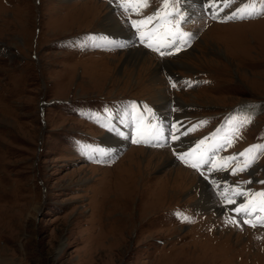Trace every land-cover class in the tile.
<instances>
[{
  "label": "rangeland",
  "instance_id": "1",
  "mask_svg": "<svg viewBox=\"0 0 264 264\" xmlns=\"http://www.w3.org/2000/svg\"><path fill=\"white\" fill-rule=\"evenodd\" d=\"M183 1L192 47L159 58L134 45L115 0H0V264H264V226L229 223L244 197L223 201L210 169L178 158L221 119L224 139L251 116L220 159L264 145V16L203 19ZM98 31L132 43L114 51ZM131 48L149 53L146 66ZM148 104L163 148L134 143L138 128L108 133L115 107L151 115ZM161 113L184 123L163 134L172 118ZM233 164L215 173L219 186L264 191V155L248 172L233 175Z\"/></svg>",
  "mask_w": 264,
  "mask_h": 264
},
{
  "label": "snow or ice",
  "instance_id": "2",
  "mask_svg": "<svg viewBox=\"0 0 264 264\" xmlns=\"http://www.w3.org/2000/svg\"><path fill=\"white\" fill-rule=\"evenodd\" d=\"M181 0H160V7L156 8L150 15H144V10L150 7V0H118L119 7L122 8L128 14V22L136 29L138 33V39L140 43L153 47V50L160 52L161 55H165L161 48H174L179 50L192 38L191 33L182 31V24L186 22L183 13L177 8V5ZM236 5L235 7H232ZM210 7L215 9L213 12V18L219 15L220 11H223L225 7H232L222 19L223 21L238 19H253L260 16H264V0H210ZM136 16L139 19H133ZM187 38V39H186ZM155 40L156 46H153L152 41ZM111 46L125 47L126 44H117L114 41L107 42ZM171 54V53H168ZM175 87V85H173ZM150 112V110H147ZM206 123V122H201ZM251 123V116H245L243 121H240L238 126L234 129L231 137H225L224 142L218 145L208 153L206 156L201 153V157L204 164H208L211 168H217L218 170H228V166L235 163V167L231 168L233 175L238 172L246 171L251 165L258 159L260 155H264V145H252L244 152L237 153L231 156L222 157V163H217L216 155L219 150H226L231 147L236 139L240 138V132L247 124ZM138 132L143 131V135L140 140H134V143H151L152 139L157 138V134L160 129L156 125H145L143 129L138 127ZM178 138V137H173ZM205 143L204 140L200 142V145ZM199 147V146H198ZM185 155H192V153L181 154L180 159L184 160ZM187 163V160H185ZM194 168H199V163H193L191 165ZM247 183H251L248 181ZM264 183V181H261ZM234 196L244 197V202L238 204L232 211H234L241 219L233 217L229 223H235L238 226L247 225L250 223V218L256 220L261 226H264V191L260 192H239L229 186ZM225 199L229 204H236L235 199H230L228 192L222 191ZM253 199H258V203L253 206ZM178 216L184 221H189L190 218L184 216L182 213H177ZM252 227H256V223L251 224Z\"/></svg>",
  "mask_w": 264,
  "mask_h": 264
},
{
  "label": "bare ground",
  "instance_id": "3",
  "mask_svg": "<svg viewBox=\"0 0 264 264\" xmlns=\"http://www.w3.org/2000/svg\"><path fill=\"white\" fill-rule=\"evenodd\" d=\"M188 1V4H190L191 3V0H187ZM186 10H189L190 8L188 7V5H187V7H184ZM198 15V14H197ZM200 16V15H199ZM111 29H113V31H115V33L117 34V33H119V28H118V26H117V29H115V28H110V29H108V31L109 32H111ZM121 34V36H119V38H121L123 41H125V44L126 45H129V44H131L132 43V39L133 38H124V36L122 35V33H120ZM132 49V48H131ZM131 51H134L133 49L132 50H130L129 51V53H128V55L130 56V57H134V56H138V57H135V58H133L134 59V63H138L139 61H141L142 62V64L144 65V66H146V64L148 63V61H149V59H146V55L148 54V56H147V58L150 56L149 55V53L147 52V51H140V52H138L139 50H136L135 52H131ZM154 57V56H153ZM177 65H179V66H182V64L181 63H177V64H175V63H171V62H166V63H159L158 64V66L160 67V68H167V67H169L170 69H172L173 68V66H177ZM180 68V67H179ZM218 162H221L222 163V161H218ZM193 175V174H192ZM196 176L197 175H194V178H196ZM200 185L202 186V191L204 192V191H207L208 190V188H207V186L203 183V181H200ZM210 190V189H209ZM229 196H233V194H230ZM234 197V196H233ZM202 199H204V198H202ZM207 199V198H206ZM208 199H209V202L210 203H213V200L210 198V196H208ZM207 199V200H208ZM244 201V200H243ZM201 202H203V204L204 205H206V201L205 200H202ZM209 204V203H208ZM203 205V206H204ZM237 206V205H236ZM236 206H234V207H236ZM208 209V208H207ZM220 210V209H219Z\"/></svg>",
  "mask_w": 264,
  "mask_h": 264
}]
</instances>
